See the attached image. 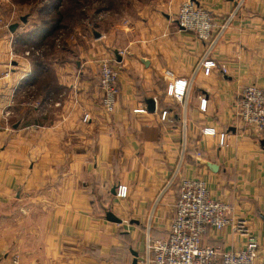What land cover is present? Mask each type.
<instances>
[{"label":"crops","instance_id":"1","mask_svg":"<svg viewBox=\"0 0 264 264\" xmlns=\"http://www.w3.org/2000/svg\"><path fill=\"white\" fill-rule=\"evenodd\" d=\"M187 1L210 13L209 56L225 73L197 68L209 42L174 21ZM238 1L132 0L120 17L54 44L43 66L28 57L23 16L14 23L0 0V264H146L148 238L168 234L182 176L204 180L232 222H244L264 264V133L236 113L241 86L264 85V0ZM102 57L120 66L112 113L100 104ZM175 78L190 80L184 103L165 96ZM203 126L226 131L228 145ZM120 182L128 194L116 200ZM244 240L232 225L202 238L221 249Z\"/></svg>","mask_w":264,"mask_h":264},{"label":"built area","instance_id":"2","mask_svg":"<svg viewBox=\"0 0 264 264\" xmlns=\"http://www.w3.org/2000/svg\"><path fill=\"white\" fill-rule=\"evenodd\" d=\"M242 0L237 2L240 6ZM174 21L181 30H186L203 42H209L205 55L197 68L208 75L213 69L225 73L226 67L220 65L209 56L215 44L211 39L214 22L207 9L191 1L180 4ZM227 28V23L219 26L218 36ZM28 54V52H27ZM98 86L100 90L101 108L106 113L114 112L120 66L112 58L102 57L97 62ZM190 80L175 78L165 87V96L182 103L188 92ZM184 103V102H183ZM207 99L200 96V110H206ZM159 118L165 120L169 114L167 108L157 109ZM133 113H145L144 107L132 109ZM236 113L242 124L264 133V85L255 83L243 84L238 92ZM87 119L85 114L83 120ZM202 135L216 136L219 146L228 145L229 134L224 130H216L213 126H203ZM2 138L0 135V146ZM185 141L182 147L185 148ZM178 196L174 203L173 218L168 234L164 237L148 238L146 264H256L258 257V241L245 227L243 221L233 223L228 216V206L222 200L210 195L204 180L197 177H180L177 183ZM128 186L118 183L114 198L122 200L127 197ZM228 225L241 233L245 240L241 247L221 249L218 246L203 244L202 238L207 230L222 232Z\"/></svg>","mask_w":264,"mask_h":264},{"label":"rangeland","instance_id":"3","mask_svg":"<svg viewBox=\"0 0 264 264\" xmlns=\"http://www.w3.org/2000/svg\"><path fill=\"white\" fill-rule=\"evenodd\" d=\"M130 1L132 0H10V5L15 12L12 21L21 24L19 18L23 16L24 25H27L24 27L29 38L27 42L32 43L30 49L26 48L28 56L31 55L33 61H39L44 66L45 59L53 54L54 44H61L65 39L73 40L75 37H69L79 33L84 35L86 27L97 29L101 18L106 15L109 18L120 17L121 8ZM42 34L44 35L41 37Z\"/></svg>","mask_w":264,"mask_h":264},{"label":"water","instance_id":"4","mask_svg":"<svg viewBox=\"0 0 264 264\" xmlns=\"http://www.w3.org/2000/svg\"><path fill=\"white\" fill-rule=\"evenodd\" d=\"M15 24H13L12 26H11V29H14L15 28ZM116 187V186H115ZM114 191H115V188H114ZM106 217H107V219L108 220H110V221H113V222H119L120 220L118 219V218H116L111 212H108L107 214H106ZM134 255H135V253H134ZM133 264H136L135 263V260H133V262H132Z\"/></svg>","mask_w":264,"mask_h":264},{"label":"trees","instance_id":"5","mask_svg":"<svg viewBox=\"0 0 264 264\" xmlns=\"http://www.w3.org/2000/svg\"><path fill=\"white\" fill-rule=\"evenodd\" d=\"M28 57L30 58V60H31L32 62H34V63H35V61H33V59H31V55H29Z\"/></svg>","mask_w":264,"mask_h":264}]
</instances>
